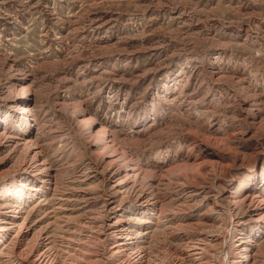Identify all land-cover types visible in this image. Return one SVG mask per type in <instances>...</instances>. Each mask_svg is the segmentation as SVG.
<instances>
[{
    "label": "rangeland",
    "instance_id": "374dc122",
    "mask_svg": "<svg viewBox=\"0 0 264 264\" xmlns=\"http://www.w3.org/2000/svg\"><path fill=\"white\" fill-rule=\"evenodd\" d=\"M7 80L30 89L39 142L62 174L58 193L75 177L73 126L88 117L148 169L189 165L188 142L175 140L180 128L196 120L246 128L245 112L227 116L248 108L240 98L264 115V0H0V81ZM15 122L6 119L9 131ZM22 171L15 165L10 174ZM52 201L44 190L27 203L37 204L40 227L54 223Z\"/></svg>",
    "mask_w": 264,
    "mask_h": 264
},
{
    "label": "bare ground",
    "instance_id": "6f19581e",
    "mask_svg": "<svg viewBox=\"0 0 264 264\" xmlns=\"http://www.w3.org/2000/svg\"><path fill=\"white\" fill-rule=\"evenodd\" d=\"M29 94L0 81V264H264V129L256 136L264 115L246 98L248 108L213 113L236 120L245 112L246 128L197 120L180 128L175 140L188 142L191 163L168 168L144 167L92 117L79 120L75 177L58 193L62 174L39 142ZM7 118L17 123L11 131ZM15 165L22 173L10 174ZM44 190L57 210L54 223L40 227L37 204L26 206ZM173 200L177 209H166ZM138 211L150 216L148 225Z\"/></svg>",
    "mask_w": 264,
    "mask_h": 264
}]
</instances>
